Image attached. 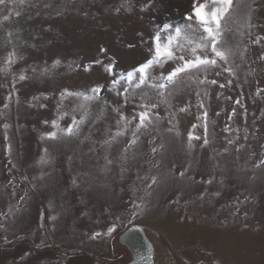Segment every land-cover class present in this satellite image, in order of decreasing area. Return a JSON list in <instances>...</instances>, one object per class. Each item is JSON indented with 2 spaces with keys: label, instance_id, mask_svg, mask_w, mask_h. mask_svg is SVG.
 I'll use <instances>...</instances> for the list:
<instances>
[{
  "label": "rangeland",
  "instance_id": "rangeland-1",
  "mask_svg": "<svg viewBox=\"0 0 264 264\" xmlns=\"http://www.w3.org/2000/svg\"><path fill=\"white\" fill-rule=\"evenodd\" d=\"M145 4L0 5V264H126L117 236L130 225L152 234L155 264H264V0H233L222 21L227 61L182 74L166 102L145 87L125 103L123 87L108 86L149 57L158 28L190 23L203 34L187 21L192 0ZM97 85L85 108L61 99ZM140 104H157L159 119L150 114L136 132ZM82 116L76 135L60 131ZM134 204L142 211L133 217Z\"/></svg>",
  "mask_w": 264,
  "mask_h": 264
},
{
  "label": "snow or ice",
  "instance_id": "snow-or-ice-1",
  "mask_svg": "<svg viewBox=\"0 0 264 264\" xmlns=\"http://www.w3.org/2000/svg\"><path fill=\"white\" fill-rule=\"evenodd\" d=\"M19 2L23 3L24 0H19ZM15 3L16 0H0V5ZM150 3L151 0H149V4L143 5L141 10L143 11L144 9L148 8ZM232 8L233 0H192L191 11L187 15V21L195 20L199 24V27L202 28L203 34H201L199 37H196L190 23H186L183 28L174 27L167 23L163 24L161 28L157 29L152 38L153 44L149 49V57L144 62L139 63L132 70L127 71L126 73H120L119 79L113 78L111 84L108 86L109 91H116L118 88L123 87V91L118 92L117 94L124 96L125 103H128L130 97L137 89L146 87L156 91L161 97V102H166V90L170 86H174L175 83L181 78L182 74H188L193 70L196 72L206 71L209 66L217 65V58L222 61H227L228 55L231 54V49L224 47V45L227 43L224 38V33L226 31H230V29L222 26V21L226 25L227 19L230 18ZM126 10L131 11V8H127ZM9 11L11 12L12 9H9ZM116 11H120V9L118 8ZM15 15L18 16L20 13L15 12ZM9 18V15H4L2 20L8 21ZM209 52L214 55L210 57L207 54ZM12 55L13 54H10V60ZM170 62L174 66L170 67V70H168L167 74L165 75L163 70L165 69V65H168ZM95 63H100V61H95ZM57 64H59V61H56L54 66ZM104 68L109 74H111L113 71L112 64H107L104 66ZM156 69L161 70L159 75H153V72ZM3 70H6V68L0 69V71ZM224 70L229 72L231 71V69L228 68ZM219 74L220 73H217V75ZM19 79L24 80L26 77L21 75ZM211 83L214 84L216 81L213 80ZM103 87V85H97L96 87L90 89L89 91L91 94L84 92L73 93L65 89L61 93V99H63L65 96H75L82 98L83 103L81 104V108H85L89 102L94 101L99 97L100 91ZM221 87H223V85H221ZM130 89L132 90L131 92L129 91ZM144 95H147V93H144L141 96V99L144 98ZM10 98L11 97L9 96L8 99ZM237 103H239V101H237ZM4 107L7 108L8 104L5 103ZM139 107L143 108L144 110L138 113L139 123L136 125V132H138L141 128L148 127V125L152 122V115H155V118L159 119L158 113H152V110L158 107L157 104H140ZM114 110L119 111V109ZM181 111H184V109H181ZM64 115H66V113H62L59 118L63 119ZM86 115L87 113H85V116ZM85 116H82L79 121L73 117L72 124L69 125L67 129H60V131L67 135H76L79 132V125L84 123ZM133 119H135V117H133ZM124 120L125 117L123 116V113H121V121ZM130 122L131 121L125 123V128ZM52 123L55 127L59 128V125L56 121H53ZM118 123H120V121H118ZM8 127V124H4L5 129ZM136 132H133V139L130 142L133 145L138 139ZM122 134V131H118L116 136ZM48 135L52 138H55L57 133L51 132ZM5 138L7 139V137ZM114 138L115 137H113V139ZM204 143H208L207 139H205ZM10 147L11 146H9V151ZM155 151L156 149H153V152ZM47 162L48 161L44 157H41V163ZM181 175H183V173H181ZM152 181L155 183L156 178L152 177ZM21 199H23V197ZM140 211H142L140 206L134 204L131 215L134 217ZM52 219H55V217H52ZM0 227L3 226L0 225ZM115 228L116 225L113 224L108 228L107 233H104V235H111L115 231ZM100 235L101 233H95L92 238H97Z\"/></svg>",
  "mask_w": 264,
  "mask_h": 264
},
{
  "label": "water",
  "instance_id": "water-1",
  "mask_svg": "<svg viewBox=\"0 0 264 264\" xmlns=\"http://www.w3.org/2000/svg\"><path fill=\"white\" fill-rule=\"evenodd\" d=\"M117 242L130 252L126 264H155V247L141 225H130L117 236Z\"/></svg>",
  "mask_w": 264,
  "mask_h": 264
},
{
  "label": "bare ground",
  "instance_id": "bare-ground-1",
  "mask_svg": "<svg viewBox=\"0 0 264 264\" xmlns=\"http://www.w3.org/2000/svg\"><path fill=\"white\" fill-rule=\"evenodd\" d=\"M145 232H146V234H147V237L151 240V242H152L153 245H154V241H153V236H152V234H151L149 231H147L146 229H145Z\"/></svg>",
  "mask_w": 264,
  "mask_h": 264
}]
</instances>
